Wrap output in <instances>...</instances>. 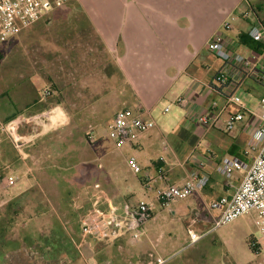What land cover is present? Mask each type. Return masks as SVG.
Returning a JSON list of instances; mask_svg holds the SVG:
<instances>
[{"label": "crops", "instance_id": "obj_1", "mask_svg": "<svg viewBox=\"0 0 264 264\" xmlns=\"http://www.w3.org/2000/svg\"><path fill=\"white\" fill-rule=\"evenodd\" d=\"M70 2L44 16L49 24L54 22L51 18H55L57 11ZM74 3L84 17L91 38L102 47V52H89L84 61L87 57L85 65L91 67V76L95 73L93 78L103 90L91 92L81 104L75 102L81 105L77 114L66 111L59 103L49 106V110L42 109L38 104L43 103L42 99L19 109L12 108L8 101L0 102V182L7 176L18 179L12 192L1 194L0 206L37 187L40 198L34 197V203L25 210L26 219L21 228L35 224V229L44 234L52 230L63 232L68 247H76L74 255L64 259V264H81L78 245L70 234L80 232V218L95 200L99 209H115L121 215L144 200L151 209V218L135 241L123 232L116 238L95 240L98 242L95 246L91 238H84L81 241L83 252L91 264H234L233 258L229 260L214 249L219 240L210 238L212 234L190 244L187 231L201 234L208 230L212 218L205 206L230 195L239 183L240 171L233 174L227 185L216 172L220 161L228 156L251 161L252 154L243 156L246 123L238 128L245 118L236 123L233 136H228L198 124L187 114L205 109L211 101L223 103L224 94L230 91L236 95L241 89L253 92L255 87L264 88L249 77L241 78L233 90L221 87L216 82L221 64L217 60L218 64L211 61L208 64L198 59L201 52L210 54L206 50L208 40L214 34H221L232 50L249 59L256 57L258 69L264 72V61L257 56L259 53L241 43L247 22L238 18L231 31L221 30L222 23L231 14L239 15L252 6H264V0H74ZM258 14L264 16V9ZM37 26L38 23L31 26L33 31ZM179 96L188 97L186 107L175 104ZM105 103L116 105L107 118L101 117L98 110H92ZM242 104L246 108V104ZM167 106L166 113L175 107L171 117L174 124L168 138H163V157L150 161L154 171L147 164L142 177L134 176L144 192L137 197L138 186L135 190L130 181L117 177V160L123 165L127 157L135 158L142 165L143 150L153 145V141L143 138L142 133L131 144L123 146L126 152L114 146L111 155L95 146L93 132L101 124L108 127L113 114L120 109H140L152 118L158 107L166 114ZM237 111L235 106H229L221 119L225 121ZM75 120L89 123L74 129L71 124ZM2 124L12 126V139ZM72 130L83 132L88 141H81V146L76 148L71 140ZM151 130L163 137L157 124ZM13 139L23 142L19 151L14 148ZM192 171L207 174V186L199 194L160 208L155 190L167 185L181 186ZM145 176L153 187L151 191L142 185ZM195 214L198 217L194 222ZM177 224L181 238L176 245L171 236ZM177 251L193 256L174 258L172 254Z\"/></svg>", "mask_w": 264, "mask_h": 264}, {"label": "built area", "instance_id": "obj_2", "mask_svg": "<svg viewBox=\"0 0 264 264\" xmlns=\"http://www.w3.org/2000/svg\"><path fill=\"white\" fill-rule=\"evenodd\" d=\"M70 0H0V43L18 35L25 29L41 20L48 12L58 9ZM241 18L247 22L254 21L248 31V38L261 46L257 55L264 61V25L252 19L251 10L242 11L239 15L231 14L222 23L221 30L228 32L232 30L233 23ZM206 50L216 59L223 63L222 68L216 76V82L221 87L231 88L243 77L252 78L264 85V72L258 69V62L249 59L239 52L232 50L231 44L224 41L221 34H214L206 43ZM51 96L49 88L41 91V99L45 101ZM223 103L217 101L209 102L205 109L188 112L190 118L206 127L220 130L228 136H233L235 125L246 116L247 139L243 156L253 157L250 162H245L237 156H228L220 161L216 172L223 177L227 185L235 172H241L239 183L228 196L220 197L205 206V211L212 218L211 227L201 234L188 230L189 243H195L202 238L212 234L217 228L230 223L244 215H253L254 225L261 236L262 243L251 241L250 247L255 254L264 251V104L258 113L249 112L242 104L237 95L230 91L224 94ZM187 96H179L175 104L186 107ZM229 106H235L238 111L223 121L221 115ZM169 109H164L166 113ZM143 114L145 116H143ZM156 126L154 120L140 109H120L113 114L112 120L107 127V135L115 147L121 148L132 143L136 137ZM5 133L12 139V126L2 124ZM14 148L19 151L23 142L12 140ZM202 166V163H200ZM131 170L136 169L134 158L129 159ZM16 176H7L1 180L0 187H11L17 183ZM207 174L192 171L186 177L181 186L167 185L155 190V198L160 208H168L172 203L184 200L190 195L199 194L208 184ZM142 185L147 191L153 190L147 176L142 180ZM216 212V215H214ZM195 214L193 221L197 218ZM151 218L149 204L142 200L131 209H127L121 215L115 209L103 211L98 208L97 200L91 208L84 212L80 218V232L83 237L94 240H107L116 238L119 233H128L132 240H137L141 235L142 228Z\"/></svg>", "mask_w": 264, "mask_h": 264}, {"label": "rangeland", "instance_id": "obj_3", "mask_svg": "<svg viewBox=\"0 0 264 264\" xmlns=\"http://www.w3.org/2000/svg\"><path fill=\"white\" fill-rule=\"evenodd\" d=\"M81 1L95 2L98 0ZM54 17L51 18L54 19L53 23L49 24V20L44 17L35 23H38V26L34 31L29 27L10 40L0 43V102L8 101L12 108L19 109L34 101L38 103L41 99V91L44 88H49L51 96L43 101V103H38L40 108L49 110V106L59 103L66 111L77 114L81 109L80 104L88 94L93 91L103 90V88L98 86V80L93 78L95 73L91 76V67L85 65L87 57L84 61V57L89 52H102V47L91 38L84 24V17L74 3V0H71L67 7L59 9ZM259 18L263 20L264 16L260 14ZM198 59L208 64H211L210 61L216 64L219 62L223 66L220 60L215 59L207 52H201ZM92 81L96 83H91ZM255 88L253 92L241 89L236 93L241 102L246 104V109L251 113H258L264 104V88ZM75 102L80 104L77 105ZM38 104L35 106L37 107ZM115 106L105 103L104 105L97 106V109L94 107L92 110H98L101 117L107 118L108 115H112L114 111L112 109ZM173 108L175 107H172L170 112L162 114V107H158L152 114V118L163 137L158 135L156 130L141 133L143 138L153 141V145H149V147H145L143 150L144 159L142 165L134 158L136 169L131 170L129 167L130 158L127 157V161L125 163L124 160L123 165L117 160V177L130 181L134 185L135 190L138 186V190L135 192L137 197L144 192L140 189L139 183L134 176L140 175L142 177L145 174V165L147 164L154 171V167L150 161L156 162L163 157L165 147L163 138H168V131L171 129L172 124H174L171 118L175 113ZM247 121L248 117L246 116L242 123L238 124V128ZM88 123L75 120L71 125H73L74 129H80L81 124L86 126ZM72 135L71 140L76 148L81 146V141H88L87 136L83 132L79 133L76 130H72ZM93 137L95 146L103 149L106 154H113L112 151L114 152L115 150L114 144L107 135V127L101 124L100 127L94 130ZM63 146H65V143H63ZM122 150L126 152V148L122 147ZM124 156L126 155L124 154ZM14 186L10 188L2 187L0 199L3 196L1 194L12 192ZM36 196L32 193L30 200L28 199L30 205L34 203V197ZM4 205L0 206V209ZM253 219V215H244L217 228L210 236L212 239L219 240L214 249H217L218 253L227 256L229 260L233 258L234 264H264V251L260 254H255L250 247L251 241H256L259 244L263 242L257 232ZM178 226V224L175 226V230H173L171 236L172 242L176 245L178 239L181 238L177 230ZM35 228H37L35 224L31 225L30 228H22L21 231H23L20 234L24 236L29 233L35 235V237L39 234H44ZM70 235L75 244L78 245L80 252L78 257L81 260V264H91L88 257L84 255L81 242L84 238L89 237H83L82 234L80 235V232ZM92 242L94 243L92 246L98 243L94 239H92ZM75 248L68 247L65 249L67 253L60 256L61 264H64V259L74 255ZM25 251V260H32L35 261L34 264H40L41 257L37 255V252L33 248ZM19 253V251L12 252L8 260L12 264H22L24 258ZM172 256L174 258L185 259L192 257L193 254L177 251Z\"/></svg>", "mask_w": 264, "mask_h": 264}, {"label": "trees", "instance_id": "obj_4", "mask_svg": "<svg viewBox=\"0 0 264 264\" xmlns=\"http://www.w3.org/2000/svg\"><path fill=\"white\" fill-rule=\"evenodd\" d=\"M263 9L264 6H252L251 13L252 19H256L264 25V19L260 20L258 14V11ZM253 22V20L247 22V31ZM246 33L240 38L241 43L255 51L254 53H260L261 46L251 41ZM32 193L40 198L37 187H32L24 195L6 203L0 209V264H12L8 258L12 252L18 251L20 252L19 255L24 258L22 264H34L35 261L25 260L24 257L25 250H30L31 248L41 257L40 264H58L60 256L67 253L65 250L68 248L66 244L67 238L63 232L52 230L47 234H39L36 236L37 238L29 233L21 236L20 233L23 231H21V224L26 219L25 210L30 206L27 198L29 195L31 197Z\"/></svg>", "mask_w": 264, "mask_h": 264}]
</instances>
